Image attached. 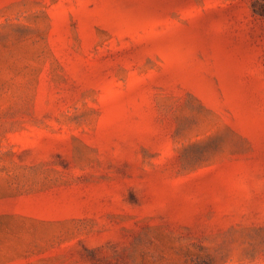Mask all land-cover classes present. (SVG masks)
Masks as SVG:
<instances>
[{
  "label": "rangeland",
  "instance_id": "1",
  "mask_svg": "<svg viewBox=\"0 0 264 264\" xmlns=\"http://www.w3.org/2000/svg\"><path fill=\"white\" fill-rule=\"evenodd\" d=\"M0 264H264V0H0Z\"/></svg>",
  "mask_w": 264,
  "mask_h": 264
}]
</instances>
